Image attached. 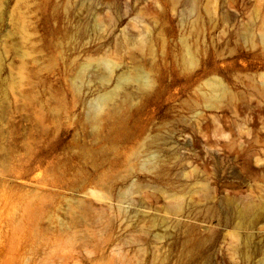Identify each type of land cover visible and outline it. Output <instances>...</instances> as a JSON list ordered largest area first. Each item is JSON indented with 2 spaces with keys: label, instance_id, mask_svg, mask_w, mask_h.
Returning <instances> with one entry per match:
<instances>
[{
  "label": "rangeland",
  "instance_id": "rangeland-1",
  "mask_svg": "<svg viewBox=\"0 0 264 264\" xmlns=\"http://www.w3.org/2000/svg\"><path fill=\"white\" fill-rule=\"evenodd\" d=\"M0 264H264V0H0Z\"/></svg>",
  "mask_w": 264,
  "mask_h": 264
},
{
  "label": "bare ground",
  "instance_id": "bare-ground-1",
  "mask_svg": "<svg viewBox=\"0 0 264 264\" xmlns=\"http://www.w3.org/2000/svg\"><path fill=\"white\" fill-rule=\"evenodd\" d=\"M141 74V73H140ZM137 75V73H136ZM139 75V74H138ZM138 75L136 77L132 76L131 74L126 76V77H123L125 78L124 80L125 81H130V80H137L140 81L142 84L146 83L147 82V78L145 79L144 76L141 74L139 77ZM122 87V84L119 86V88ZM117 90V89H116ZM116 94V91L114 92H109L107 93L106 95H103L101 96L94 104H93V107H92V110L93 111H98L101 109V107L103 106L104 102L112 99L114 97V95Z\"/></svg>",
  "mask_w": 264,
  "mask_h": 264
}]
</instances>
